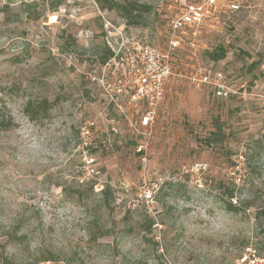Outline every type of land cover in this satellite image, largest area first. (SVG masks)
<instances>
[{
  "label": "rangeland",
  "instance_id": "374dc122",
  "mask_svg": "<svg viewBox=\"0 0 264 264\" xmlns=\"http://www.w3.org/2000/svg\"><path fill=\"white\" fill-rule=\"evenodd\" d=\"M197 1L0 0V116L14 123L0 130V264L264 256V0H220L178 34L151 130L143 105L101 94L105 23L166 48L169 19ZM130 2L151 6L138 25L111 9ZM218 73L227 97L190 80ZM14 233L22 246H5Z\"/></svg>",
  "mask_w": 264,
  "mask_h": 264
},
{
  "label": "built area",
  "instance_id": "2783aa9c",
  "mask_svg": "<svg viewBox=\"0 0 264 264\" xmlns=\"http://www.w3.org/2000/svg\"><path fill=\"white\" fill-rule=\"evenodd\" d=\"M219 1L198 0L182 5L169 19L172 38L166 48L148 44L110 22L105 23V41L111 57L102 65L99 82L108 105L120 107L124 101L143 105L145 112L141 116V124L144 129L151 130L158 121L160 107L165 100L166 84L175 75L174 55L181 45L178 34L189 28L208 26L210 15ZM197 75L190 78L194 84L211 85L218 97H227L221 73L216 74L215 82L208 75ZM236 264H264V256L258 259L244 256Z\"/></svg>",
  "mask_w": 264,
  "mask_h": 264
},
{
  "label": "trees",
  "instance_id": "16d2710c",
  "mask_svg": "<svg viewBox=\"0 0 264 264\" xmlns=\"http://www.w3.org/2000/svg\"><path fill=\"white\" fill-rule=\"evenodd\" d=\"M20 1L24 2L25 0H20ZM111 9H117L128 20L129 23H131V24L135 23L137 25H138V22H136V20L141 19L142 15L148 14L151 12V6H148L145 4L138 5L134 2H130L128 6H123L121 4L114 3L113 7H111ZM224 55H225V51L222 50L221 52H215L213 55V58H214V60H220L221 58L224 57ZM110 57H111V52L108 49V52L106 53V55L102 59V63L104 64ZM47 103H48L47 100L39 103L38 108L40 110L44 109L46 107L45 105ZM26 111H27V108H26ZM28 111H29V109H28ZM5 117H6V115H2V119H1V116H0V130H2V131H8L14 127V123L12 120H10V117H8V120ZM212 136H213V138H209V144L210 145L212 143H214V141L216 140L215 137H221V133L215 132ZM219 141L221 142V139ZM92 189H94V185H93ZM101 194H102L103 199H107L108 194H109V188L103 189L101 191ZM229 211L234 212L235 210H233V208H229ZM262 217H264V210H260L257 213V219L259 221L262 219ZM25 237H26L25 235L19 236L17 233L12 234V236L9 235V239L4 242L5 246L9 245L10 243L22 246V243H23ZM255 250L257 251L258 248H256Z\"/></svg>",
  "mask_w": 264,
  "mask_h": 264
}]
</instances>
